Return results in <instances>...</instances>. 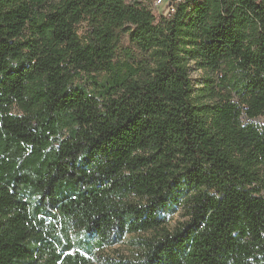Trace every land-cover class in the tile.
Returning <instances> with one entry per match:
<instances>
[{"label": "trees", "instance_id": "1", "mask_svg": "<svg viewBox=\"0 0 264 264\" xmlns=\"http://www.w3.org/2000/svg\"><path fill=\"white\" fill-rule=\"evenodd\" d=\"M263 113L264 0H0V264H264Z\"/></svg>", "mask_w": 264, "mask_h": 264}, {"label": "rangeland", "instance_id": "2", "mask_svg": "<svg viewBox=\"0 0 264 264\" xmlns=\"http://www.w3.org/2000/svg\"><path fill=\"white\" fill-rule=\"evenodd\" d=\"M132 1V0H126ZM164 11L162 7L158 12ZM124 46L128 45V39L123 41ZM190 77L192 80V86L194 89V96L200 93V89L204 86V81L210 75L205 73L200 69H196L193 63H190ZM213 77V75H211ZM258 125H264V113L259 117L253 120ZM167 228L174 229L175 227L179 226L181 223L185 222L188 219V215L186 209L182 206L178 207L176 211L167 217ZM59 224L58 230L59 231ZM152 233V231L148 232H137L126 234L121 240L115 242L111 245H106L103 249H94V251L90 254L85 253L81 244H83L87 239V236L84 235L83 232L79 230H68V236L72 241L76 243L79 242L70 252L71 253H78L80 255H84L87 257L86 264H104V260L106 258H113V259H123V258H131L132 254L138 249V245H136V241L139 238L147 237Z\"/></svg>", "mask_w": 264, "mask_h": 264}, {"label": "built area", "instance_id": "3", "mask_svg": "<svg viewBox=\"0 0 264 264\" xmlns=\"http://www.w3.org/2000/svg\"><path fill=\"white\" fill-rule=\"evenodd\" d=\"M145 3V1H152L153 7H156V13L158 14V10L162 7V10H168L170 12L172 10V5L178 0H140Z\"/></svg>", "mask_w": 264, "mask_h": 264}, {"label": "bare ground", "instance_id": "4", "mask_svg": "<svg viewBox=\"0 0 264 264\" xmlns=\"http://www.w3.org/2000/svg\"><path fill=\"white\" fill-rule=\"evenodd\" d=\"M150 4H151V7H153V3H152V1H150Z\"/></svg>", "mask_w": 264, "mask_h": 264}]
</instances>
